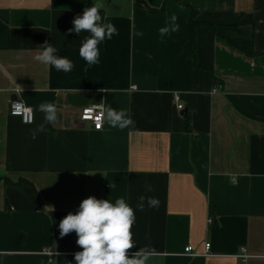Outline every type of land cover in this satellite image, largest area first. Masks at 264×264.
Segmentation results:
<instances>
[{"label": "crops", "instance_id": "1", "mask_svg": "<svg viewBox=\"0 0 264 264\" xmlns=\"http://www.w3.org/2000/svg\"><path fill=\"white\" fill-rule=\"evenodd\" d=\"M93 2L0 0V261L75 264L82 248L60 221L90 196L134 210L143 196L129 252L149 248L148 264H264V0H99L118 34L85 71L89 34L68 30ZM186 5L211 25L196 28L195 49ZM173 15L179 30L161 36ZM45 42L71 72L34 60ZM16 98L33 124L10 114ZM45 103L58 120L32 139ZM94 105L134 123L95 130L80 119Z\"/></svg>", "mask_w": 264, "mask_h": 264}, {"label": "clouds", "instance_id": "2", "mask_svg": "<svg viewBox=\"0 0 264 264\" xmlns=\"http://www.w3.org/2000/svg\"><path fill=\"white\" fill-rule=\"evenodd\" d=\"M101 9L102 3L96 0L91 7L85 8L82 14L73 19L74 27L68 30L77 36L82 32L89 34L79 48V56L86 64L85 71L100 64L99 46L118 34L111 22H105ZM176 20L175 15L171 16L169 26L161 28L160 35L165 36L170 31H178L179 25ZM34 60L58 72L69 73L75 67L71 59L58 55V49L48 42L41 45V51ZM36 110L44 113L45 123L31 130L32 139H36L39 133L46 130L45 124H54L58 120V109L54 103L41 104ZM102 115L104 121L111 127L123 129L134 123L126 112L114 110L110 106L104 108ZM97 127L99 128L100 125L97 124ZM147 190L152 191L150 186ZM146 203L149 208L158 206V200L155 197H148ZM144 208L145 197L143 196L135 210L123 198L115 200L114 203L108 199H97L91 196L83 199L76 212L69 213L59 223L61 237L73 231L78 237L76 243L82 251L75 254V264H148L150 257L154 255L149 248H139L134 253L129 252L136 247L132 232L136 221L135 211H143Z\"/></svg>", "mask_w": 264, "mask_h": 264}, {"label": "built area", "instance_id": "3", "mask_svg": "<svg viewBox=\"0 0 264 264\" xmlns=\"http://www.w3.org/2000/svg\"><path fill=\"white\" fill-rule=\"evenodd\" d=\"M216 91H219V89H216ZM18 92H20V91L17 90V93ZM175 100L177 103V107L179 109H183L184 105L180 103V95L179 94L175 95ZM103 110H104V107L101 105H94V106L85 108L81 113L80 119L82 121L91 122L92 128L95 130H103L105 127V121H104L103 115H102ZM10 114L13 116L20 117L24 124L30 125V124H33L35 121L34 108L23 99H16V100L11 102ZM97 124L100 125L99 128L97 127ZM211 221L212 220L210 219V222ZM205 248H206V253L209 254L211 252V243H206ZM192 252H193V247L188 246L186 248V253L193 255L194 253H192ZM48 254L50 256H52L53 254H56V253L48 252ZM244 257L247 258L246 255Z\"/></svg>", "mask_w": 264, "mask_h": 264}, {"label": "trees", "instance_id": "4", "mask_svg": "<svg viewBox=\"0 0 264 264\" xmlns=\"http://www.w3.org/2000/svg\"><path fill=\"white\" fill-rule=\"evenodd\" d=\"M182 4H185V3L182 2ZM186 6H188V5H186ZM188 7L191 8V18H190V22H189V26H188V32H189V38H190V41L192 43L193 49H195L196 28L200 25H207L209 27H211V25L206 24L205 22L197 21L196 17L198 15V13H197L196 9L192 8L191 6H188ZM194 61H195L196 67H200L197 60L195 59Z\"/></svg>", "mask_w": 264, "mask_h": 264}, {"label": "water", "instance_id": "5", "mask_svg": "<svg viewBox=\"0 0 264 264\" xmlns=\"http://www.w3.org/2000/svg\"><path fill=\"white\" fill-rule=\"evenodd\" d=\"M17 99V98H16ZM15 99V100H16ZM188 112V108H185L183 111H182V114H185V113H187Z\"/></svg>", "mask_w": 264, "mask_h": 264}]
</instances>
